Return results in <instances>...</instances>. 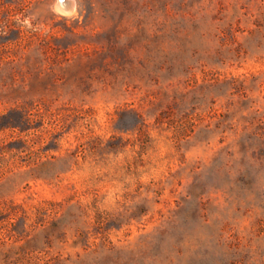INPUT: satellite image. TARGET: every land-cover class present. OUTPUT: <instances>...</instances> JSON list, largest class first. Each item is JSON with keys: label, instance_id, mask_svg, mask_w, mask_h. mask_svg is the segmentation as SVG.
<instances>
[{"label": "rangeland", "instance_id": "1", "mask_svg": "<svg viewBox=\"0 0 264 264\" xmlns=\"http://www.w3.org/2000/svg\"><path fill=\"white\" fill-rule=\"evenodd\" d=\"M55 2L0 0V264H264V0Z\"/></svg>", "mask_w": 264, "mask_h": 264}, {"label": "trees", "instance_id": "2", "mask_svg": "<svg viewBox=\"0 0 264 264\" xmlns=\"http://www.w3.org/2000/svg\"><path fill=\"white\" fill-rule=\"evenodd\" d=\"M9 114H0V127H11L12 129H24L27 124V114L24 108L11 107ZM11 111V113H10Z\"/></svg>", "mask_w": 264, "mask_h": 264}, {"label": "water", "instance_id": "3", "mask_svg": "<svg viewBox=\"0 0 264 264\" xmlns=\"http://www.w3.org/2000/svg\"><path fill=\"white\" fill-rule=\"evenodd\" d=\"M55 7L63 13H71L75 7V0H56Z\"/></svg>", "mask_w": 264, "mask_h": 264}]
</instances>
